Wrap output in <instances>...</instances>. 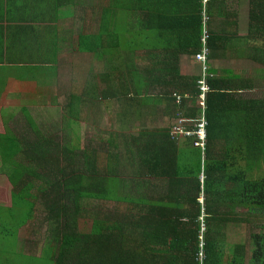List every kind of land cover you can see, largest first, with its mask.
<instances>
[{
	"label": "trees",
	"instance_id": "16d2710c",
	"mask_svg": "<svg viewBox=\"0 0 264 264\" xmlns=\"http://www.w3.org/2000/svg\"><path fill=\"white\" fill-rule=\"evenodd\" d=\"M119 2L128 14L124 26L120 25L118 40H124L127 34L133 38L135 32L140 37L129 42L124 69L136 77L143 74L142 66L136 60L129 61V57L135 53L131 52L132 44L140 48L145 38L152 56V67L147 71L157 74L156 80L163 74L171 76L169 86L176 96L169 99L175 103L176 113L195 121L203 115L199 103L203 68L200 77L183 76L180 60L184 54L196 58L206 37L210 91L204 111L205 147L195 146L194 135L179 142L170 128L121 133L112 136L107 145L104 142L97 147L93 143L85 156L86 167L81 169L78 152L61 147L60 134H44L42 124L29 114V107H24L21 113L29 121L27 127L22 131L23 127L14 126L13 133L12 127L5 124L6 132L0 133V178H9L15 184L11 198L16 202L14 209L0 208V221H17L15 229L9 224L0 227V234L6 241L13 239L16 246L20 230L33 217L37 203L43 202L46 220L52 224L48 250L43 258L22 256L26 264H264V234L253 232L250 241L237 243L229 254L220 246L221 240L227 239L229 227L249 224L264 212V178H256L255 174H251L254 179L249 177L264 161V100L243 97L254 86H247L239 75L226 71L217 74L210 68V59L223 42L219 32L211 26L207 29L210 22L205 23L204 13L211 20V1L135 0L132 8L131 0ZM89 8L90 17L84 19L81 33L68 32L64 38L56 26H46L44 39L16 36L14 41L28 57L22 56L20 61L12 57L11 66L17 61L37 63L25 72V77L56 76L59 82L61 41L70 43L77 54L99 53L103 37L95 33V5ZM249 17L251 34L264 39V0H250ZM60 19L57 11L55 22ZM104 21L106 27L111 20ZM2 29L0 26V32ZM10 30L30 34L26 25ZM6 60L2 54L0 66ZM94 80L96 75L91 77ZM177 96L182 98L179 104ZM70 98L68 113L78 119L84 99L73 90ZM10 116L13 119L16 114ZM186 129L194 133L197 127ZM119 137L124 140L125 152L119 151ZM220 145L225 146L224 150ZM217 152L222 156L218 157ZM86 199L114 206L87 209L82 204ZM83 219L92 220L91 232L82 233Z\"/></svg>",
	"mask_w": 264,
	"mask_h": 264
},
{
	"label": "crops",
	"instance_id": "0c3cea01",
	"mask_svg": "<svg viewBox=\"0 0 264 264\" xmlns=\"http://www.w3.org/2000/svg\"><path fill=\"white\" fill-rule=\"evenodd\" d=\"M134 1L130 2L131 8ZM209 4L210 26L223 36L219 50L214 54L215 57L210 59V68L217 74L226 71L239 75L247 86L252 84L254 86V90L245 91L243 97L260 100L263 97H255V95H259L264 89V83L259 86L261 82H264V72H261V70L264 71V39L251 34L250 0H211ZM81 5L85 11L83 20L79 18L82 14L78 15L77 11V7ZM90 5H92V0H59V2L57 0H0V26H3L0 32V57L4 54L9 59L4 62L5 65L0 66V68L8 66L0 70L2 72L0 79L3 82V86H0V114L21 113L18 108L11 110V107L14 105H21L23 109L24 107H36L40 105L38 100L44 98V104L49 100L47 105L52 104V107L64 108L63 112L67 110V100L68 102L71 100V98H67L74 90L73 86L76 80L63 87L58 86L62 80L58 82L59 77L56 76L25 77V72L36 67L37 63H18L22 56L26 59L28 56L25 55L24 48L14 41V38L16 36L26 38L30 35L34 38H43L46 26H56L64 38L65 33L66 35L70 34L68 32L81 33ZM94 5L95 33L97 36L102 35L101 37H103L102 50H99L96 56L102 62L98 61L96 69L93 68V65L91 66L93 69L90 74H87L82 85L84 87H81L78 97L84 99L81 114L83 115L84 107L88 106L84 97L87 99V104L90 100H96V114L100 118V124L104 125V132L110 134V139L121 133L131 135L139 131L167 128L170 106L175 105L169 98L176 96L175 93L172 94L173 88L169 86L171 76L163 74L158 76L160 80H156L157 74L151 75L147 71L152 67V56L149 42L147 41V43L145 38H143L140 48H136V45L132 44L131 52L135 53H131L132 56L129 57V61L136 60L137 64L142 66L143 74L139 77H136L134 73L129 74L127 69H124L126 64L123 62L128 59H124V56L129 47H125L123 44L128 45L132 38H128L130 36L126 33L124 40L119 41L117 38L120 25L124 26L126 23L127 8L119 0H96ZM57 11L61 14V19L56 23ZM74 19L83 23L82 29L78 30L76 27L73 29L71 25L61 28L66 23L65 21ZM105 19L111 20L106 27L103 24ZM24 25L29 28L30 34L15 33L10 30L12 27ZM145 33L146 30L143 31V36ZM60 47L63 52L57 60L61 66V77L63 72L62 56L72 54L81 60L84 56L83 54L75 55L70 43L65 41L60 42ZM261 52H263L262 55ZM140 53L143 54L141 62ZM12 57L18 60L14 66L10 64ZM163 59L164 55L161 56V60ZM180 67L183 76H201V65L195 61L194 55H182ZM95 75L96 80L92 82L91 77ZM44 82L49 84L46 85ZM91 83L93 84L90 85ZM133 83H142V85L133 86ZM53 91H55L54 94H51ZM13 96H16V102L9 105L8 100H11ZM60 102L63 103L62 106L56 105ZM11 122L12 119L6 121L5 124L12 127ZM107 124H111V126ZM6 179L1 177L0 185L6 186L8 194L11 195L13 183L9 178ZM4 208L14 209L16 202L12 199V204H7ZM8 222L7 218L5 221L7 226Z\"/></svg>",
	"mask_w": 264,
	"mask_h": 264
},
{
	"label": "rangeland",
	"instance_id": "374dc122",
	"mask_svg": "<svg viewBox=\"0 0 264 264\" xmlns=\"http://www.w3.org/2000/svg\"><path fill=\"white\" fill-rule=\"evenodd\" d=\"M96 0L92 1V7L94 6ZM78 15L82 14L79 16L81 20H83L85 16V11L84 7L78 6L77 7ZM206 16V14H204ZM87 16L90 17V8L87 10ZM96 21V20H95ZM64 25L61 27L63 28L64 26H72L74 29L75 27L80 30L82 29L83 23H81L80 20L76 21L74 20H67L65 21ZM206 22H210L208 20H205ZM96 25V23H95ZM210 23L208 24L207 29H209ZM132 38V37H128ZM133 40L140 39V37L137 36V33L135 32ZM125 47H127V44H123ZM264 52V51H263ZM261 52V55L263 54ZM75 55H78L77 53H74ZM142 53L139 54L140 56V62L142 61ZM84 58L81 60L74 55H64L61 58V62L63 64V72H62V81L58 86H67L68 83L73 82L76 80V83L74 84V90L73 92L77 95V97L80 96L81 92V87L84 84V80L87 78V74H90V71L94 68L96 69V64L98 61L102 62L99 60L98 56L96 54H89L84 52L83 54ZM195 61L199 63L198 59L195 58ZM200 64V63H199ZM93 65V68L91 66ZM201 65V64H200ZM210 66V63H209ZM96 72V71H95ZM263 73L264 71L261 70ZM64 80V81H63ZM63 82V83H62ZM62 83V84H61ZM261 82L259 84L262 85ZM59 90L60 87H59ZM55 91L51 92V94H54ZM264 89L262 92L258 95L256 94L255 97H263L260 100H264ZM86 100V105L87 108L84 107L83 110V115H81L78 119L75 118L71 113H68V109L63 112L65 109L64 108H57L52 107V104L47 105L49 100L45 102V98L38 100L40 102V105L36 107H29V114H31L35 121L38 123L42 124V130L44 131V134H60V137L62 140H60V145L61 147L67 146L68 148H74L79 156H80V161L79 165L80 168L83 169L86 167V154L88 150L92 147L91 145L93 143L96 144L97 147H99L104 141L107 145L108 141L110 140V134L104 132L102 124H100V118L96 114V105L97 102L96 100H90L87 104V99L84 97ZM16 102V96H13L11 100H8V104L12 105ZM201 103V101H199ZM63 104L62 102L56 103V105ZM170 106L169 109V115H168V125L167 128L172 129V134L173 136H178L177 139L179 142H183L188 135L182 136L176 135L174 131V126L175 123H178L179 120L178 116L179 114L175 113V105ZM62 106V105H61ZM15 108H18L19 111L23 110V107L21 105H14V107H11V110H14ZM177 115V116H176ZM75 118L71 119V117ZM183 116V115H182ZM10 115H2L0 114V133L6 132V125L5 122L9 121ZM184 117V116H183ZM185 118V117H184ZM200 118V117H199ZM87 121V122H86ZM185 122V121H184ZM29 124V121L24 113H16V116L12 119V132H14L13 127L19 125L21 128L20 130H24V128L27 127ZM187 124V127H192L197 124L195 120H189ZM108 126H111V124H107ZM181 130L184 131L183 126H179ZM66 129V131H65ZM19 130V131H20ZM20 131V132H22ZM67 131H71L72 133L70 135L67 134ZM110 131V130H108ZM25 132L22 133H26ZM137 133V132H136ZM185 134V131H184ZM24 135V134H22ZM63 135L67 136L68 140H65ZM120 143L122 145H119V151L120 152H125V147L124 145V140L122 137H119ZM225 145V144H224ZM220 145V147L224 150L225 146ZM220 148V150H221ZM233 155L236 156L235 150H231ZM223 152V151H222ZM222 152L218 153L217 156L221 157ZM233 155H229V158H234ZM107 157V155L103 154V157ZM239 157V156H238ZM107 160V158H106ZM24 162V161H21ZM240 164H245V162L242 160H239ZM61 165L64 166V161L63 159L61 160ZM1 166V164H0ZM37 170H40V167H35ZM85 169V168H84ZM138 171H143L141 168L137 169ZM251 174H255L256 178H264V161L261 164V167L258 169L254 170V172L249 173V177L251 179H254ZM5 180H7L5 178ZM40 181V180H39ZM36 181V184L39 182ZM12 182V181H10ZM13 183V182H12ZM166 184V183H165ZM11 187H15V184L11 185ZM5 188V190H4ZM36 191V190H35ZM204 198L201 197V201H203ZM0 203L1 207L7 206V204H12V198L11 195L8 194V189L6 186H1L0 185ZM82 204L84 208L87 209H99V208H112L114 206V203L110 202H104L102 200H96V199H86L82 201ZM37 209L35 210V213L33 214V217L29 221V223L23 227V229L20 230V237L18 238V244L14 246V240L11 239L10 241H6V239L3 238V236L0 234V264H26L27 260L23 258L22 256L27 255L29 257H37V258H43L45 256V253L48 250V245H49V240L52 235V224L46 220V210L43 207V202H38L37 203ZM21 206V205H20ZM94 211V210H91ZM21 214V213H20ZM9 219V224L11 225L12 229H15L17 221H14L10 218ZM7 218H4L0 221V227L7 226L5 224V221ZM91 226H92V220H81V231L82 233L86 232H91ZM8 227V226H7ZM253 232L264 234V212L256 215L249 224L245 225H237L234 227H229V230L226 232L227 234V239L221 240V249L226 252L227 254L231 253L234 246L241 242L244 241L245 243L247 241H250L251 239V234ZM0 233H2V229H0Z\"/></svg>",
	"mask_w": 264,
	"mask_h": 264
},
{
	"label": "built area",
	"instance_id": "2783aa9c",
	"mask_svg": "<svg viewBox=\"0 0 264 264\" xmlns=\"http://www.w3.org/2000/svg\"><path fill=\"white\" fill-rule=\"evenodd\" d=\"M211 0H204V3L207 4L209 3ZM205 14V13H204ZM207 16H205V20H207ZM207 36V35H206ZM203 47L201 48V51L197 54L196 58L198 59L199 63L201 64L202 68H203V72H202V76H201V80H199V85L201 86V90H202V94H201V103L200 105L203 107V115L200 116V118L198 117V119L196 120L197 124L195 125L197 127V129L194 131V133L188 131L186 129V126L189 122V120L191 121L192 119H187L184 118L182 116V113L179 114L178 119L179 122L175 123L174 126V131L176 133V135H188V136H196L197 137V141L195 143V146L204 148L205 147V143H206V126H207V121L206 118L204 116V111L206 108V94L210 91L209 86L207 85V77H208V59H209V54H210V48L208 46L206 37L203 38ZM177 99V103L179 104L182 100V98L180 96L176 97ZM185 121V122H184ZM193 121V120H192ZM183 126L184 127V131L181 130V128H179V126ZM186 125V126H185Z\"/></svg>",
	"mask_w": 264,
	"mask_h": 264
},
{
	"label": "clouds",
	"instance_id": "9594fccd",
	"mask_svg": "<svg viewBox=\"0 0 264 264\" xmlns=\"http://www.w3.org/2000/svg\"><path fill=\"white\" fill-rule=\"evenodd\" d=\"M202 202V201H201Z\"/></svg>",
	"mask_w": 264,
	"mask_h": 264
}]
</instances>
